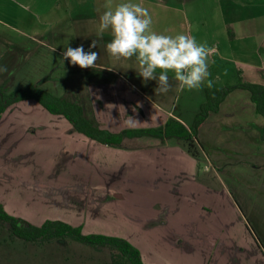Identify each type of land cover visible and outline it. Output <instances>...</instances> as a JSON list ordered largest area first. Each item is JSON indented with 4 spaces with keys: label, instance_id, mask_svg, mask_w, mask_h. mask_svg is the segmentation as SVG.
Here are the masks:
<instances>
[{
    "label": "crops",
    "instance_id": "obj_1",
    "mask_svg": "<svg viewBox=\"0 0 264 264\" xmlns=\"http://www.w3.org/2000/svg\"><path fill=\"white\" fill-rule=\"evenodd\" d=\"M121 2L122 0H0V68L6 69L0 71V85L11 80L10 92L39 85L48 92L52 89L58 90L56 93L58 97L67 96L68 90L72 89L69 96L81 98L78 96V87L85 83L89 96L87 103L92 106L97 122L103 129L113 133L127 129L160 127L170 118H175L188 127L175 113L177 98L182 90L178 89L179 82L173 78L174 73L169 72L171 85L169 91L157 94L154 92L157 86L155 81L143 84L136 75L137 64L134 57L115 61L107 55L104 45L111 39L107 31L102 39L97 37L100 14L107 7L114 8ZM132 2L148 9L152 17V30L158 34L171 36L187 34L195 37L197 43L206 45L209 50L207 62L210 76L200 87L204 89V97L206 88H224L241 81L264 85V0H132ZM94 39L97 40V48H93L92 51H96L98 57L92 68L81 69L79 66L70 65L67 60L58 64L57 61L51 60L53 56L62 58L67 47L75 48L83 44L87 51L88 45ZM48 66H58L55 70L63 69L65 77L58 78L54 76L55 73L47 76L51 71ZM224 75H227L225 79ZM208 82L211 83L210 87ZM49 83L53 86L48 87ZM231 101L232 104L236 102L230 109L232 112H237L240 104L252 105L256 110L251 94L246 90H234L221 106ZM219 112L220 109L216 113ZM228 116H235V113ZM63 124L67 130L66 127L70 124L64 117L50 114L33 100L22 101L9 107L0 120V178L8 171V167L3 166L4 161L13 157L26 158L27 132L38 128L39 133H51L50 126L61 128ZM142 138H136L141 143L125 139L122 147L118 149H125L127 142H133L136 152L133 159L136 161L144 155L143 153L160 158L161 155L167 156L172 150L187 156L180 145H171L169 141V144L159 147L153 142L156 139L142 141ZM88 140L96 147H110ZM125 151L126 149L123 150ZM129 158L131 159V156ZM108 163L109 161L106 165ZM119 165L123 166V162H119ZM156 169L158 171L150 176L153 186L172 185L179 175H183L178 180L182 185L176 195L161 189L165 193V201H161L163 200L161 198L148 204H137L136 207L140 206V210H135V214L131 209V201L135 198L128 196L120 208L119 216L103 218L101 214L102 218L99 219H111L126 226L125 230H128V233L118 231L121 235L115 234L117 237L124 236L122 238L140 251L144 264H264L263 257L256 252L248 234L246 232L242 234L237 226L240 213L235 209L231 194H225L227 200L224 202V208L219 206L212 210L213 208L205 207L206 209H203L210 212L206 214L197 208L192 210L186 205L194 201L187 202L185 197L188 195L182 193L183 183L194 177L191 171L187 168L176 171L166 164L158 165ZM150 178L143 179L145 183L139 185L144 186ZM144 187L147 188V185ZM155 188L149 189L161 191ZM56 196L60 195H53L52 199L46 196L29 199L26 197L28 205L39 210L36 211L38 215H34L38 218L37 223L29 219L27 221L40 226L51 218L39 219L40 215H43L41 213L46 212L52 214V219H61L74 227L81 226L83 232L87 226H91L74 215H71L69 221L62 218L65 216H58L62 211L57 209L63 210L64 207L60 206L61 196L60 198ZM18 197V194L9 188V184L4 187V184L0 183L1 203L8 199L12 200L10 202L16 201ZM149 204L153 208V211L150 209L151 214H148ZM237 205L240 208L238 202ZM47 209L52 211H46ZM160 209L165 211L168 209L169 214L167 223L164 222L162 227H158ZM97 216L99 217V214L93 218L95 221L92 224L96 222ZM246 221L248 223V219ZM131 231L151 234L160 232L167 235H160L158 238L152 235L157 241L151 245H143L132 241ZM94 233L95 230L90 229L89 234ZM175 233L182 238L172 240ZM161 257H164V260Z\"/></svg>",
    "mask_w": 264,
    "mask_h": 264
},
{
    "label": "rangeland",
    "instance_id": "obj_2",
    "mask_svg": "<svg viewBox=\"0 0 264 264\" xmlns=\"http://www.w3.org/2000/svg\"><path fill=\"white\" fill-rule=\"evenodd\" d=\"M194 29L193 27L192 31ZM51 60L57 61L58 64L61 63L62 58L53 56ZM56 67L48 66L51 71L47 73V76L55 73L54 76L64 78L66 75L64 70H55ZM226 77L227 75H224V79ZM50 86L53 84L49 83L48 87ZM71 90H68L67 96ZM57 91L49 90L54 95L58 93ZM78 91V96L87 101L89 96L85 83L78 87ZM203 93L204 89L200 88L185 89L178 95L175 113L188 127L194 124L200 107L205 102ZM234 105L236 102L232 104V101L223 104L220 108L221 113H211V116L209 115L199 127L198 139L201 145L197 146L195 156L188 153L186 145L174 139L169 140L170 144L180 145L187 156L172 150L167 156L161 155L160 158L143 153L144 155L141 158L137 157L138 161H136L133 159L136 154L133 142L126 143L125 152H123L124 148L118 149L120 147H96L86 137L74 132L71 125H67V130L64 129V124L61 128L56 127L57 129L50 126L51 133H39L38 128L35 129L36 131L27 132L26 158L13 157L4 161L3 166H7L8 171L5 172V177L0 178V183L4 184V187L9 184V188L18 194L19 197L16 198L18 200L10 202L12 200L8 199L2 203L7 212L12 213L11 215L37 223L38 218L34 215H38L36 211L39 210L28 205L27 198L46 196L52 199L53 195H60L62 198L60 206L64 209H57L62 211L58 216H65L62 218L69 221L71 215H74L91 225L84 228V234H89L90 229H93L94 234L117 237L121 235V232L125 234L129 232L125 230L126 226L111 219L99 220L102 218L101 214L103 218H115L114 216L118 215L128 196L135 198L131 201L133 214L140 207H136L137 204H148L161 198L163 199L161 201H165L166 196L161 189L176 195L182 185V182L179 183L178 180L183 175H179L174 184L169 186L161 184L153 186L150 176L158 171L156 168L161 164H166L176 171L187 168L194 177L183 183L182 193L188 195L187 198L185 197L187 202L194 201V203L186 206L192 210L196 208L203 210L205 214L210 213L203 208H213L212 210L219 206L224 208V202L227 200L225 194H231L235 209L240 213L237 226L242 234L244 232L248 234L255 245L256 252L261 254L264 261V248L261 244H264V117L259 115L252 105L240 104L239 110L232 112L230 109ZM231 113H235V116H228ZM141 140L151 139L146 137ZM133 141L141 143L136 138ZM169 141L162 143L156 139L153 142L161 147L169 144ZM121 161L123 166L120 167ZM146 178H150L147 184H144L147 188L141 187L139 184L145 183L143 179ZM153 187L161 191L149 189ZM97 192L100 194H96ZM73 194H80V196ZM190 198L194 199L190 200ZM71 207H77V209ZM146 207L142 206V208ZM148 208V214H151L150 211H153V208L150 204ZM41 214H43L40 215L41 220L44 217H51L50 220H61L52 219L51 213ZM98 214L99 217L97 216L96 222L92 224ZM158 214V227H162L164 222L167 223L168 209L166 211L160 209ZM131 234L134 243L151 245L157 241L156 238L166 233L131 231ZM172 236H174L172 240L175 241L177 238H182L176 233ZM161 259L164 260V257ZM0 264H111V252L108 249H96L73 240H56L48 243L10 240L7 230L0 227Z\"/></svg>",
    "mask_w": 264,
    "mask_h": 264
},
{
    "label": "trees",
    "instance_id": "obj_3",
    "mask_svg": "<svg viewBox=\"0 0 264 264\" xmlns=\"http://www.w3.org/2000/svg\"><path fill=\"white\" fill-rule=\"evenodd\" d=\"M10 83L11 80H7L0 85V120L9 107L22 101L33 100L50 114L64 117L74 132L114 148L121 147L125 139L149 137L158 139L162 143L174 139L186 145L188 153L195 156L197 146L201 145L198 139L199 127L211 113L219 111L226 97L236 89L248 91L256 107V112L264 117V85L241 81L236 85L224 88H206L205 102L201 105L194 124L189 128L179 120L170 118L160 127L127 129L113 133L100 126L94 116L92 106L82 97H58L39 85H31L10 92ZM0 227L7 230L10 240H21L29 243L73 240L96 249H108L111 252V264H144L140 251L124 238L101 234H84L81 226L74 227L61 220H46L38 226L9 214L1 202ZM261 244L264 248V244Z\"/></svg>",
    "mask_w": 264,
    "mask_h": 264
},
{
    "label": "clouds",
    "instance_id": "obj_4",
    "mask_svg": "<svg viewBox=\"0 0 264 264\" xmlns=\"http://www.w3.org/2000/svg\"><path fill=\"white\" fill-rule=\"evenodd\" d=\"M152 17L147 8L132 0H122L114 8L107 7L99 16L97 37L107 31L111 39L104 45L107 55L115 60L135 58L136 75L143 84L155 81L154 92L169 91V72L174 73L179 90L199 89L210 76L208 71V48L197 43L195 37L187 34L175 36L158 34L152 30ZM97 40H92L86 51L83 44L67 47L62 62L81 69L92 68L98 57ZM159 69V71H157ZM6 69L0 68V71ZM208 86L211 83L208 82Z\"/></svg>",
    "mask_w": 264,
    "mask_h": 264
}]
</instances>
